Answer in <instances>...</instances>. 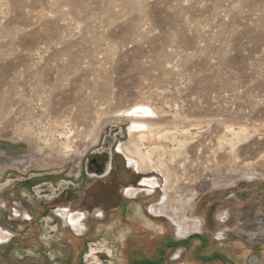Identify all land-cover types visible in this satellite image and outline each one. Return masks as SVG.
Returning a JSON list of instances; mask_svg holds the SVG:
<instances>
[{
	"label": "rangeland",
	"instance_id": "obj_1",
	"mask_svg": "<svg viewBox=\"0 0 264 264\" xmlns=\"http://www.w3.org/2000/svg\"><path fill=\"white\" fill-rule=\"evenodd\" d=\"M137 104L164 135L135 142L152 160L138 175L114 153L134 155L122 112ZM100 155L154 190L105 211L89 199ZM14 180L31 222L11 217ZM46 207L74 211L71 228ZM0 230L42 235L28 250L46 254L2 264H264V0H0Z\"/></svg>",
	"mask_w": 264,
	"mask_h": 264
},
{
	"label": "flooded vegetation",
	"instance_id": "obj_2",
	"mask_svg": "<svg viewBox=\"0 0 264 264\" xmlns=\"http://www.w3.org/2000/svg\"><path fill=\"white\" fill-rule=\"evenodd\" d=\"M126 131L128 133V129ZM114 153L117 155H120L124 158V161L126 162V166L124 165L125 170L130 169L136 175H138L136 173V170H139V172H141V173H147L145 171L143 172V169H140L137 165H133V163L131 161H128L125 150H122L121 145H119L116 148ZM107 160H108L107 156H102V155L93 156L89 159L88 165H87L88 171L91 173L97 174L99 176L98 178L100 179V181H98L99 185H97L96 188L93 190V193H91L92 197H89V199L94 203H98L100 207L105 209V211L111 210V207L113 206V204L116 203L115 197H117V199L120 200L119 202L122 203V200L125 199L126 197H128L130 199L136 198V196L139 195L141 188L145 187V188H151L154 190L155 184L151 179H143L141 181L142 186L140 184L137 185L138 180H131L130 179L129 181H126V182L118 181V178L114 176L115 175L114 169L111 168L112 160L110 159L108 169L106 166ZM22 163L24 164L23 161H21V164ZM8 175H10V174H8ZM103 179H105V180L101 181ZM11 181H13V180H11ZM15 182H16V185L14 186L13 190L10 188V183L8 185L6 183V185H4V189H3L5 192L4 195H5V200L7 201V206L9 208V211L11 212V217H12V219H19V218L24 217L23 218L24 220L21 219L22 221L31 222L33 217L36 216V215H34L36 213H33L32 217L29 216L30 210H32V209L29 207V202L26 199L27 197L22 195L23 194V192H22L23 188L26 186L27 181L24 183H22V182L20 183L19 181H15ZM130 183H132L133 188L131 186V187L124 189ZM134 187H137V188H134ZM44 211H45V213L42 216L43 217L42 219H43V221L46 220V224L48 226H50V228L56 227V229H58L59 227H62V228H67V227L69 228L70 227L68 220H69V216H74L71 214L74 211H70L69 209L63 208V207H54V208L46 207V210H44ZM27 213H28V215H27ZM25 214L27 215L28 218H25ZM97 218H101V220H102V214L98 215ZM6 221L7 222L4 225L6 228H8L10 231L16 230L14 227L17 226L18 224L17 225L13 224V226H12V224L10 223L11 219H6ZM17 227H19V226H17ZM28 231L31 232V228ZM29 232H24V233H21L20 235L25 234L27 236H30L31 234ZM1 233H2V231L0 230V234ZM119 236H120V239L124 238L123 232H120ZM12 238L10 240H8V239L6 240V238L4 237L2 242H5V243L0 242V247L10 245V243L12 241L18 240L20 238V236L17 239L15 237H12ZM167 238L169 239V243L171 245L172 240L169 237H167ZM129 239H133V238L128 237L127 239H125L123 241V243L126 241L127 244L133 245L135 243V240L133 239L132 242H130ZM178 244H174V245L172 244L171 246L175 247V245H176V247H179L180 245H178ZM117 245L119 246V245H121V243H118ZM136 245L137 244H135V246ZM182 245H187V244L184 243ZM102 246L103 245H101V247ZM171 246H169V247H171ZM161 247H162V251H163L165 246H161ZM91 250L93 251V249H91ZM92 251H91L90 256H93L95 254V253H92ZM101 254H104L106 257H112L113 256L112 251L108 250L106 248H104L102 250ZM90 256L88 255V257H90ZM142 258L145 259L143 261L144 264H156V262H152L154 260L151 259V257H149V256L145 255V256H142ZM195 258L197 260H201V261L208 260L206 258L200 259L201 258L200 254H198V256L196 255ZM209 259L211 260V258H209ZM213 260H214V258H213ZM216 260H218V259H216ZM136 262H137V259H134L133 257H131L128 259L126 264H135Z\"/></svg>",
	"mask_w": 264,
	"mask_h": 264
},
{
	"label": "bare ground",
	"instance_id": "obj_3",
	"mask_svg": "<svg viewBox=\"0 0 264 264\" xmlns=\"http://www.w3.org/2000/svg\"><path fill=\"white\" fill-rule=\"evenodd\" d=\"M140 104V103H139ZM142 104V103H141ZM149 106V105H148ZM123 116L130 118V126L128 127V134L129 139L131 142V146H135L134 155H131L133 153L127 154L126 156L128 161H131L133 165H137L140 167V164H143V162L152 163V160L150 158V152L145 151L143 152L141 149H139L140 145L135 144V142H154L156 139L163 137L162 135V122H158L155 112L152 109H149L146 105H134L133 107H130L127 110H124ZM164 139H167L164 137ZM132 156V157H131ZM129 164V163H128ZM153 166V165H152ZM156 168V170L163 176L164 182L166 183V191H167V181L170 178L168 171L164 173V170L162 168V165L159 166H153ZM142 186V182L140 183ZM73 216H69V221H74ZM2 234V233H1ZM1 238V237H0ZM4 239V237L2 238Z\"/></svg>",
	"mask_w": 264,
	"mask_h": 264
},
{
	"label": "crops",
	"instance_id": "obj_4",
	"mask_svg": "<svg viewBox=\"0 0 264 264\" xmlns=\"http://www.w3.org/2000/svg\"><path fill=\"white\" fill-rule=\"evenodd\" d=\"M50 229L51 230H57L56 227L50 228ZM30 236H27V235H25L24 237L20 236V238L18 240L12 241L10 243V245L0 247V252L1 253L3 252L2 255L0 254L1 255L0 256V264H2L1 263L2 259H3L2 260L3 262L6 260L9 261L12 258H16L15 260H18V261H25L27 259H29V260L34 259L35 261H39L40 260L39 258H41L40 257L41 255L46 256V254L44 252H42V249H40L38 251L28 250V246L40 247L43 243V239H42L43 237H41L42 235H40L41 239H40V237L36 238V236H35L36 239L34 238L35 239L34 241H32V239L29 238ZM51 240H53V239H51ZM13 250H15L16 252ZM198 251H201V249L199 248Z\"/></svg>",
	"mask_w": 264,
	"mask_h": 264
}]
</instances>
